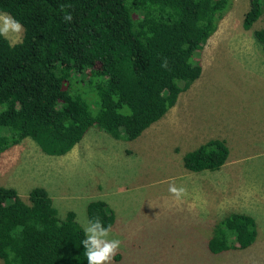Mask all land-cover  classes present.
I'll use <instances>...</instances> for the list:
<instances>
[{"label": "trees", "instance_id": "16d2710c", "mask_svg": "<svg viewBox=\"0 0 264 264\" xmlns=\"http://www.w3.org/2000/svg\"><path fill=\"white\" fill-rule=\"evenodd\" d=\"M233 0H0V12L23 25L22 38L0 36V156L25 138L43 152L71 151L90 127L134 140L174 107L200 78L195 53L217 31ZM264 0H250L253 27ZM70 15L71 20L65 16ZM264 50V27L254 29ZM80 87V88H79ZM85 89L98 101L91 110ZM226 140L213 138L186 152L185 168L218 170ZM89 221L115 224L104 198L88 202ZM254 215L232 211L215 224L209 250L253 245ZM77 213L61 214L51 193L33 186L23 198L0 185V258L4 264H87ZM117 253L113 264H121Z\"/></svg>", "mask_w": 264, "mask_h": 264}, {"label": "rangeland", "instance_id": "374dc122", "mask_svg": "<svg viewBox=\"0 0 264 264\" xmlns=\"http://www.w3.org/2000/svg\"><path fill=\"white\" fill-rule=\"evenodd\" d=\"M249 8L250 0H233L195 53L200 78L138 138L117 139L94 126L60 156L25 138L0 156V185L16 187L23 198L31 187L44 186L60 213L75 210L84 228L88 202L105 194L111 202L109 186H121L109 237L122 242L121 264H264V50L254 36L264 27V14L248 27ZM22 35L8 38L17 42ZM83 96L96 112L98 101L86 89ZM213 138L226 140L230 149L224 168H185L184 154ZM115 169L123 171L121 181H112ZM172 182L187 190L180 201L168 191ZM232 211L254 215L256 241L214 254L208 238Z\"/></svg>", "mask_w": 264, "mask_h": 264}, {"label": "clouds", "instance_id": "9594fccd", "mask_svg": "<svg viewBox=\"0 0 264 264\" xmlns=\"http://www.w3.org/2000/svg\"><path fill=\"white\" fill-rule=\"evenodd\" d=\"M65 19L70 21L71 16L66 15ZM0 20L3 22L0 26V36L7 38L10 34H20L24 31L23 25L7 14L0 16ZM168 191L177 201L187 195V190L177 187L175 182L169 184ZM111 232V226L105 227L98 218L88 221L84 228L85 239L81 242L87 264H113L122 242L119 239H110Z\"/></svg>", "mask_w": 264, "mask_h": 264}, {"label": "crops", "instance_id": "0c3cea01", "mask_svg": "<svg viewBox=\"0 0 264 264\" xmlns=\"http://www.w3.org/2000/svg\"><path fill=\"white\" fill-rule=\"evenodd\" d=\"M180 99V98H179ZM178 102H179V100H178ZM178 102H177V104H178ZM176 104V105H177ZM175 105V106H176ZM91 128H94V127H91ZM78 144H80V143H78ZM76 146H78V145H76ZM75 146V147H76ZM74 147V148H75ZM73 148V149H74ZM72 149V150H73ZM116 165H117V163H116ZM224 168V165L220 168V169H218L217 171H219V170H221V169H223ZM119 169V168H118ZM118 169H115V174H114V176H112V181L113 180H118V181H121L122 179H120L119 178V176H122L123 175V171H117ZM207 170H209V169H207ZM197 172H202V171H197ZM208 172H215V171H208ZM108 183H109V181H107ZM119 187H121V186H115V185H113V184H111V186H109V188H110V191H111V196H113L111 199V202L108 200V196H106V194L105 195H102L101 197H104L105 199H107L108 201H109V203H110V205H112L113 206V208L114 209H116V207L120 204V200L116 197V195L118 194L117 192H118V190H116V189H119ZM117 191V192H116ZM193 194V193H192ZM190 196H194V194L193 195H190ZM195 196H199L198 194H196ZM192 204V203H191ZM193 205V204H192ZM193 206H196V205H193Z\"/></svg>", "mask_w": 264, "mask_h": 264}]
</instances>
